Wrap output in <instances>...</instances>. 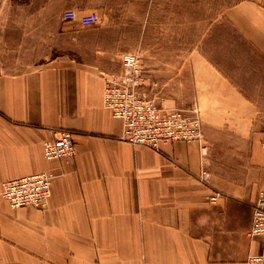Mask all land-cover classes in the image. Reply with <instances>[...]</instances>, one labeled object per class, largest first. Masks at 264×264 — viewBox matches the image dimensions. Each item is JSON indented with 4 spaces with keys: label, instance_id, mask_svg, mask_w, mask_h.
Instances as JSON below:
<instances>
[{
    "label": "crops",
    "instance_id": "crops-1",
    "mask_svg": "<svg viewBox=\"0 0 264 264\" xmlns=\"http://www.w3.org/2000/svg\"><path fill=\"white\" fill-rule=\"evenodd\" d=\"M88 52L69 42L46 65L0 68V183L44 170L58 174L46 208L13 209L0 195V264H240L259 252L261 239L250 228L264 189V135L246 98L213 70L205 78L212 82L202 80L215 98L201 101L205 158L197 141H161L158 149L133 144L104 105V74L121 69V55L101 46ZM226 129L249 138L251 151L220 169L214 136ZM65 131L74 141L72 160H47L44 140ZM203 168L208 182L199 178Z\"/></svg>",
    "mask_w": 264,
    "mask_h": 264
},
{
    "label": "rangeland",
    "instance_id": "rangeland-1",
    "mask_svg": "<svg viewBox=\"0 0 264 264\" xmlns=\"http://www.w3.org/2000/svg\"><path fill=\"white\" fill-rule=\"evenodd\" d=\"M244 2L260 7L242 9ZM80 7L97 11L101 23L86 27L64 18L66 9ZM69 42L83 55L100 46L117 56L138 52L151 72L143 86L147 97L180 107L197 103L202 118L207 109L201 101L215 98L201 82H212L205 78L213 70L246 98L264 135V0H0L1 69L46 65L62 57ZM228 130L214 136L220 169L248 159L251 151L249 138Z\"/></svg>",
    "mask_w": 264,
    "mask_h": 264
},
{
    "label": "built area",
    "instance_id": "built-area-1",
    "mask_svg": "<svg viewBox=\"0 0 264 264\" xmlns=\"http://www.w3.org/2000/svg\"><path fill=\"white\" fill-rule=\"evenodd\" d=\"M64 18L78 19L83 25L95 26L101 23V16L95 10L79 15L75 8L65 10ZM121 69L104 74V105L112 114L122 120L121 138L133 144L154 149L161 141H197L202 158L208 155L204 122L197 103L188 107L168 106L147 97L145 81L150 80V70L144 65L136 51H125L120 56ZM44 155L47 160H72L75 154L72 134L68 131L44 140ZM58 174L44 170L0 183V195L11 208L23 206L46 208L52 194V184ZM209 172L202 169V182L209 181ZM221 192L210 196L215 200ZM252 236H259L261 249L249 254L240 264H264V189L259 190L253 202Z\"/></svg>",
    "mask_w": 264,
    "mask_h": 264
}]
</instances>
